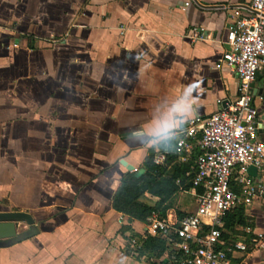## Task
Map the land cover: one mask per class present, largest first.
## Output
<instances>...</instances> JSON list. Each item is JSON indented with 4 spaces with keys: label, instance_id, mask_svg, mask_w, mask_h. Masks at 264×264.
I'll use <instances>...</instances> for the list:
<instances>
[{
    "label": "crops",
    "instance_id": "obj_1",
    "mask_svg": "<svg viewBox=\"0 0 264 264\" xmlns=\"http://www.w3.org/2000/svg\"><path fill=\"white\" fill-rule=\"evenodd\" d=\"M250 1L0 0V213L35 220L0 241V264L171 262L169 247L131 243L159 239L115 211L113 199L122 179L143 176L155 149L174 146L191 119L239 95L221 60L231 7ZM254 90L264 144V73ZM194 159L171 156L168 169ZM254 178L264 184V166ZM180 180L155 211L171 223L197 210L191 179ZM142 201L154 208L161 198ZM244 218L245 226L225 228L227 243L248 247L231 262L264 264V241L251 243L264 234V198Z\"/></svg>",
    "mask_w": 264,
    "mask_h": 264
},
{
    "label": "built area",
    "instance_id": "obj_2",
    "mask_svg": "<svg viewBox=\"0 0 264 264\" xmlns=\"http://www.w3.org/2000/svg\"><path fill=\"white\" fill-rule=\"evenodd\" d=\"M194 1L185 0V8ZM231 9L227 50L221 63L238 77L239 95L233 101L220 102V109L210 117L191 119L187 127L173 134L174 146L154 152L153 164L160 168H169L171 156L182 163L195 156L187 176L198 192L196 212L176 223L158 212L146 220L149 235L164 240L174 251L169 264H232L231 255L246 252L248 247L225 241V218L264 198V184L248 172L250 167L260 170L264 166L253 88L258 75L264 73V0ZM193 34L202 38L197 29ZM147 240L148 234L131 243L140 246ZM263 241L264 234H259L251 243L261 248Z\"/></svg>",
    "mask_w": 264,
    "mask_h": 264
},
{
    "label": "trees",
    "instance_id": "obj_3",
    "mask_svg": "<svg viewBox=\"0 0 264 264\" xmlns=\"http://www.w3.org/2000/svg\"><path fill=\"white\" fill-rule=\"evenodd\" d=\"M170 164L171 157L169 158V165ZM192 165L193 163L190 164L189 167H186L185 170L175 167L174 171L171 172L168 168L155 166L153 164V156H150L146 161V173L143 176L136 177V174H128L122 179L119 189L113 199V209L130 217L132 220L146 222L147 218L153 212L161 208L168 198L178 191L176 181L180 180V177L184 175L186 179L190 180V177H186L185 174L186 171L190 172ZM180 184H185L184 179L180 180ZM147 193L161 198V202L158 206L153 208L142 201ZM244 221V209L238 208L227 216L225 228L236 224L243 226L245 225ZM159 240L153 238L148 239L144 245L145 250L152 249L155 251L168 247L164 240Z\"/></svg>",
    "mask_w": 264,
    "mask_h": 264
},
{
    "label": "water",
    "instance_id": "obj_4",
    "mask_svg": "<svg viewBox=\"0 0 264 264\" xmlns=\"http://www.w3.org/2000/svg\"><path fill=\"white\" fill-rule=\"evenodd\" d=\"M255 84L253 85L254 88ZM248 172L253 177L257 176L258 170L250 167ZM139 173L137 176H140ZM24 223L29 227L35 225L33 217L24 212H5L0 213V241L16 240L18 237V225Z\"/></svg>",
    "mask_w": 264,
    "mask_h": 264
},
{
    "label": "rangeland",
    "instance_id": "obj_5",
    "mask_svg": "<svg viewBox=\"0 0 264 264\" xmlns=\"http://www.w3.org/2000/svg\"><path fill=\"white\" fill-rule=\"evenodd\" d=\"M185 198L188 199L189 196H186ZM191 205H193V199H191ZM191 208L194 209L195 207L192 206ZM12 212H16V211H12ZM244 222H245L244 224L246 225L248 221L246 222V219H245ZM245 225H243V226H245ZM28 229H29L28 226L26 224H24V223H21V224L18 225V231L20 233H23V232L27 231Z\"/></svg>",
    "mask_w": 264,
    "mask_h": 264
}]
</instances>
